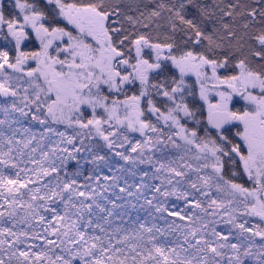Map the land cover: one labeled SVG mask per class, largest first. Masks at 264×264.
<instances>
[{
    "label": "snow or ice",
    "instance_id": "snow-or-ice-1",
    "mask_svg": "<svg viewBox=\"0 0 264 264\" xmlns=\"http://www.w3.org/2000/svg\"><path fill=\"white\" fill-rule=\"evenodd\" d=\"M0 264H264V0H0Z\"/></svg>",
    "mask_w": 264,
    "mask_h": 264
}]
</instances>
